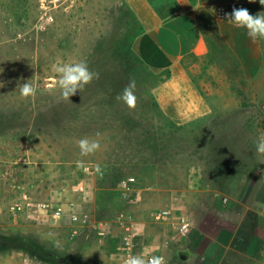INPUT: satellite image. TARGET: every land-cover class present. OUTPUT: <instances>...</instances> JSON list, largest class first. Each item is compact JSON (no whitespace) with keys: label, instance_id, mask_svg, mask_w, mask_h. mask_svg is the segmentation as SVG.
Listing matches in <instances>:
<instances>
[{"label":"rangeland","instance_id":"obj_1","mask_svg":"<svg viewBox=\"0 0 264 264\" xmlns=\"http://www.w3.org/2000/svg\"><path fill=\"white\" fill-rule=\"evenodd\" d=\"M205 20L211 25L214 17ZM139 32L123 0H0V264H124L121 214L143 238L136 246H148L139 253L159 249L167 264L204 259L191 235L179 239L173 221L155 220L165 208L189 219L206 206L219 210V220L204 225L218 237L223 234L206 264H247L236 253L228 260L220 256L230 240L237 248L260 245L255 234L262 232L264 216L246 196L257 179L264 180V154L256 151L264 133V100L255 99L256 92L246 86L240 90L245 108L216 109L214 118L223 123L213 124L211 138L174 139L172 125L156 122L160 113L152 90L163 77L152 75L132 52ZM76 62H85L99 78L65 100L53 65ZM130 80L136 82L135 109L117 99ZM26 81L37 88L27 99L18 88ZM85 137L101 147L81 157L78 141ZM78 160L87 171L77 167ZM237 161L254 165L243 170L224 165ZM190 162L202 166L199 180L211 184L194 194L191 216L175 199V191L186 188L188 173L182 169ZM219 163L222 167L214 168ZM125 177L136 178L132 191L120 187ZM146 189L151 190L142 207L136 193ZM23 194L53 207L63 205L66 221L12 217L9 206ZM76 208L90 224L104 222L106 236L88 226L72 227L69 217ZM235 233L239 239H233ZM206 244H200L202 249Z\"/></svg>","mask_w":264,"mask_h":264},{"label":"crops","instance_id":"obj_2","mask_svg":"<svg viewBox=\"0 0 264 264\" xmlns=\"http://www.w3.org/2000/svg\"><path fill=\"white\" fill-rule=\"evenodd\" d=\"M174 1L179 9L163 17L149 0H123L140 31L132 43V52L149 72L163 77L152 90L160 113L156 122L172 125L174 139H209L213 124L223 123L222 120L214 118L216 109L226 112L233 108L246 107L241 100L242 88L251 87L256 92L254 98L264 100V39L253 41L245 28L236 27L227 17L218 19L215 11L220 6L228 7V14L233 8H246L255 16L264 12V5L259 0ZM206 16L214 17L211 25L205 20ZM224 165L242 169L254 164L237 161L235 164ZM220 167V163L214 165L216 169ZM200 168L202 166L192 162L183 165L182 170L188 173L187 185L185 189L175 191L178 194L175 199L189 215L190 205L194 202V194L199 192L198 188L211 186L204 179L199 180L201 178L197 170L202 171ZM146 190L147 193L145 190L139 191L142 207L151 189ZM263 190L264 180L257 179L256 187L246 196V201L256 204L257 212L261 216H264V196L261 195ZM79 211L76 208L73 214H80ZM219 216V210L206 206L190 219L193 226L190 237L195 240L193 248L197 253L201 250L208 262L212 257L214 259V248L218 245V238L223 240V234L218 237L216 233L206 230L204 225L209 219L219 220ZM259 226L262 227V232L255 234L260 238V245L256 249V243L248 242L237 248L233 246L234 241L230 240L221 247L220 256L225 254L228 260L232 257L231 253H236L247 264H264L263 218ZM239 237V234L233 235L235 240ZM157 238L163 239L164 236L158 235ZM142 239L138 237L136 242L140 243ZM204 241L207 244L202 249L200 244ZM141 246L135 245V254L139 250L141 253L147 251L148 246Z\"/></svg>","mask_w":264,"mask_h":264},{"label":"clouds","instance_id":"obj_3","mask_svg":"<svg viewBox=\"0 0 264 264\" xmlns=\"http://www.w3.org/2000/svg\"><path fill=\"white\" fill-rule=\"evenodd\" d=\"M254 2V0H249ZM261 5H264V0H259ZM228 21L232 22L236 27L245 28L247 35L256 41L264 39V12L252 15L246 8H233L230 14H226ZM53 70L58 74V80L56 85L61 91L62 98L69 100L71 96H74L77 91L80 92L89 85L94 79L99 78V73L90 71L88 65L85 62L76 63H62L54 64ZM2 86V85H0ZM19 93L21 97L27 99L34 97L37 92V88L26 81L18 85ZM136 82L130 80L128 85L123 89L122 94L117 96L118 100H121L129 109H135L137 106V96L135 95ZM78 147L80 150L81 157H87L95 154L101 147L98 140L90 138H81L78 141ZM256 151L259 154H264V133H261L256 143ZM78 168H83L87 171L83 160H78ZM96 172L103 175L102 169L99 165L96 166ZM51 236L52 234L49 233ZM55 247L60 248L59 241H56ZM124 264H167L164 256H151L146 257L144 254L129 255Z\"/></svg>","mask_w":264,"mask_h":264},{"label":"built area","instance_id":"obj_4","mask_svg":"<svg viewBox=\"0 0 264 264\" xmlns=\"http://www.w3.org/2000/svg\"><path fill=\"white\" fill-rule=\"evenodd\" d=\"M228 13L229 9L225 6H220L215 11L216 17L218 19H226V14ZM136 182L137 181L135 177H125L120 180V187L123 190L132 191L133 186L136 185ZM79 191L84 192V187H81ZM136 194L137 196H139L140 192L138 191ZM9 214L16 219H22L32 223L38 222L42 218V216L45 220L48 219L54 223H61L66 221V212L63 208V205L53 207L49 203L36 202L27 194H23L20 198L12 202V204L9 206ZM119 219H124V234L122 237V250L125 254L123 260L124 263L125 259L129 255H135L134 248L136 245V240L139 237V231L136 229V225L134 222H132L131 219H129L128 217L125 218V214H121L119 216ZM155 220L161 223H169L173 221L175 235L179 239L188 238L193 230L192 223L185 213H179L174 216L173 210L169 208L158 211L155 214ZM69 222L70 224L74 225L72 227H75L76 225L82 228L85 226L91 227L101 237L106 236L107 234V227L104 222L95 221L94 224H90L91 221L89 220V217L87 215L80 216L77 214H73L69 217ZM76 233L77 231L73 230V237H75ZM145 256H164L167 262L166 256L159 249H155ZM24 264H30V260H25ZM191 264H206V262L203 258L198 257L195 260H192Z\"/></svg>","mask_w":264,"mask_h":264},{"label":"trees","instance_id":"obj_5","mask_svg":"<svg viewBox=\"0 0 264 264\" xmlns=\"http://www.w3.org/2000/svg\"><path fill=\"white\" fill-rule=\"evenodd\" d=\"M149 1L157 9V11L160 13V15H162L163 17H166L170 14H173L174 12H176L179 9V5H177V3L174 0H149ZM167 1H168V3H167ZM206 29H207V27H206ZM210 39H212V37ZM133 55L137 59V62L140 63L141 65H143L134 53H133ZM166 76H168V75H166ZM35 258L38 259L37 257H35Z\"/></svg>","mask_w":264,"mask_h":264}]
</instances>
